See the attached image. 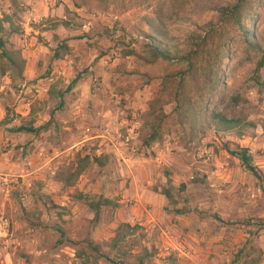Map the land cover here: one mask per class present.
I'll list each match as a JSON object with an SVG mask.
<instances>
[{
    "label": "rangeland",
    "instance_id": "1",
    "mask_svg": "<svg viewBox=\"0 0 264 264\" xmlns=\"http://www.w3.org/2000/svg\"><path fill=\"white\" fill-rule=\"evenodd\" d=\"M233 1L0 0V17L15 12L21 28L4 38L25 62L23 77L0 76V264H111L92 246L124 264L139 255L144 264H264V66L256 71L260 54L222 16ZM247 26L264 48V10ZM222 29L230 51L199 53L195 75L148 48L154 32L181 52L210 32L207 48L216 47ZM61 43L68 50L55 59ZM73 80L62 101L48 97ZM182 93L194 116L180 112ZM213 112L246 127L218 131ZM85 154L110 162L90 164L73 187L55 179ZM78 192L118 205L94 221ZM120 224L134 231L111 250Z\"/></svg>",
    "mask_w": 264,
    "mask_h": 264
},
{
    "label": "trees",
    "instance_id": "2",
    "mask_svg": "<svg viewBox=\"0 0 264 264\" xmlns=\"http://www.w3.org/2000/svg\"><path fill=\"white\" fill-rule=\"evenodd\" d=\"M82 3L92 2L96 3L100 6H107L111 3H114L116 0H81ZM73 5L79 7L80 2L77 0H72ZM264 10V0H234L233 2L225 5L221 9L222 16L227 18V24L230 26H235V30L238 33V36L243 39V42L246 44V48L248 51L253 53L260 54V58L257 63L256 71L259 68L264 66V48L260 44L259 40L255 38L252 29H249L247 26L248 22L254 23L256 19L262 14ZM15 12L12 14H2L0 17V76H8L11 79H14L15 76L23 77V67H24V59L21 57L20 52L18 50L13 49L10 45L8 47V40L4 37H9L12 35L19 34L21 31L20 26L16 25L13 21V16ZM229 31H224L218 34L219 43H217L216 47L210 46L207 48L209 39H211V33L207 32L204 37L199 36L198 39L192 38L191 41L193 44L186 50L185 52H181L179 50H173L170 46H168L162 39L161 33L154 32V34L149 35L150 42L148 44V48L151 51L154 59H162L165 61H173V60H185L187 68L186 70L192 75L197 73V67L195 65L194 60L197 58L199 53H215L216 49L220 50L222 46H225L226 51L229 52L231 49V44L226 42V39L230 37ZM62 50H68V47L65 43H61L54 49L53 57L55 59H59L62 57ZM226 52V53H227ZM128 54L130 52H127ZM75 83L73 80L64 91H48L49 98H60L62 101V97L65 92H68L72 85ZM217 84V81L216 83ZM177 106L180 109V112L192 113L195 115L191 105L190 100L184 93L181 94L180 98H177ZM210 121L212 122L214 128L218 131L222 132H233L234 130H238V135H241V131L245 129L246 125L243 124V121L239 120L236 117H228L222 112H213L210 117ZM254 127V126H252ZM261 129L264 133V123L261 125ZM17 132H37L36 128L20 125L15 128ZM241 164L247 170L254 172L255 168L249 163V158L247 155V150L243 149L240 152L236 153ZM110 162V156L106 154H85L83 157L77 158L76 165L72 164L71 166L65 168L64 170L59 171L55 175V179L58 182H61L65 187H73L78 177L83 173V171L90 165L94 164L97 167H105ZM169 184V182H168ZM185 190V185L181 184L180 191ZM168 203L170 205H175L177 200L175 195L172 194L169 188H164L161 192ZM44 195H40L39 199L45 202ZM73 198L79 203L85 204L88 208H90L94 213V221H97L99 217V213L103 207H117V202L114 199H109L107 197H103L102 195H93V194H82L81 192L76 193ZM174 212L177 214H185L189 212V210L183 209H175ZM216 219H220L217 215L214 214ZM264 226V223L260 224ZM134 228L129 224H120L115 231V235L111 240L109 248L111 250L118 251V247L122 241L127 237L126 235L129 232H133ZM60 235L63 237L65 235L64 232L59 231ZM92 251L97 254V257H104L111 264H124L123 261L113 260L107 256H104L98 246H92ZM146 251V250H145ZM99 254V256H98ZM136 264H144V258L139 255L137 256Z\"/></svg>",
    "mask_w": 264,
    "mask_h": 264
},
{
    "label": "built area",
    "instance_id": "3",
    "mask_svg": "<svg viewBox=\"0 0 264 264\" xmlns=\"http://www.w3.org/2000/svg\"><path fill=\"white\" fill-rule=\"evenodd\" d=\"M139 38L140 39H143V37L142 36H139ZM146 42L148 41V39L146 38V39H144Z\"/></svg>",
    "mask_w": 264,
    "mask_h": 264
}]
</instances>
